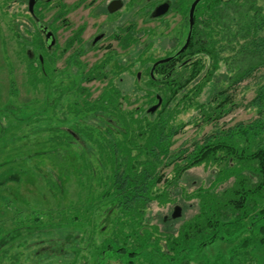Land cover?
<instances>
[{
	"label": "rangeland",
	"instance_id": "rangeland-1",
	"mask_svg": "<svg viewBox=\"0 0 264 264\" xmlns=\"http://www.w3.org/2000/svg\"><path fill=\"white\" fill-rule=\"evenodd\" d=\"M232 1L226 0L227 3ZM236 1L240 5L245 2ZM256 1L262 7L259 16L263 27L264 0ZM5 9L8 12L0 15V24L6 27L2 28L4 34H11L13 9L11 5ZM57 14L58 11L52 7L44 19L51 20L54 24L53 30L58 42L56 57L59 58L62 40L59 23L56 22ZM134 19L135 29L139 34L141 32L143 38L131 49V70L126 75L119 72L126 65L122 55L114 63L117 72L105 80L86 79L85 76L95 66V61L90 65L83 61V67L72 66L63 75V65L59 59H55L57 62L47 71L46 77L39 68L36 69V79L33 80L29 76V67L32 69L33 63L38 62L40 50L33 48L29 42L32 28H20V63L17 75L13 77L17 94L12 96V77L7 75L6 65L0 58V214L6 222V231L17 228L9 222V218L18 216L22 220L21 228L16 231V238L5 247H10L21 255L20 264H127L126 256L115 251H107L103 254L104 257L102 255L104 243L112 238V223L124 217L126 212L116 208L117 204L110 200L112 193L109 190L114 173L110 150L100 154L96 143L99 141L104 146L103 141L119 143L123 141L125 131L133 134V128L137 126L126 130L123 123L111 113L102 117L100 110L91 111L90 108L105 93L107 85L113 84L124 97L119 104L128 121L132 114L135 118L146 119V123L157 119V113L154 116L146 115V111L157 105L151 104L150 97L144 95L149 90L146 76L152 66L150 62L170 54L176 37L179 38L177 49L180 48L188 34L184 20L180 22L179 28H163L159 22H149L148 18L133 17ZM139 19L142 21L139 22ZM259 26L258 22L257 27L260 28ZM260 34L264 36V31ZM8 41L11 47L10 37ZM146 43L150 45L146 51L150 62L141 66L139 53ZM28 51L35 53L34 59L29 58ZM218 56L221 60L220 67L201 92L195 96V90L202 83L206 70L178 93L179 97L169 106L171 110L179 107L180 112L170 121V125L184 126L173 138L174 152H192L195 144L202 143L205 138L214 136V140H217V133L223 135L239 124H250L259 117L250 103L256 96L259 84L264 81L262 73H256L237 87L229 89L230 82L237 73L235 65L239 62L233 59L230 50H225ZM141 69L147 73L139 82L137 74ZM120 76L124 78L123 81ZM226 89H229L227 94L231 96L233 106L230 113L218 122L205 124L202 109L192 107L185 110L184 106L179 105L183 96L191 94L195 98V105L214 108L222 100L217 95ZM114 120L117 126H114ZM74 135L77 137L72 138ZM250 141L249 145H253L252 151L255 152L257 147H264V134L255 140L251 138ZM138 153L134 150L135 155ZM118 159L121 161L122 157L119 156ZM224 159L222 163L212 162L188 170L180 178L176 189L171 188L169 191L167 202L161 204L153 201L149 204L143 217V226L157 227L158 232L141 249V255L135 257L132 264H169L166 258L160 257L161 253H166L167 236H177L182 225L200 213L201 203L207 199L206 196L216 194L217 198H221L236 186L233 164L229 163V158ZM172 170V167H167L162 169V173L166 178L172 179ZM12 175L17 180L10 178ZM227 176L229 177L225 180L220 179ZM166 185L162 182L157 186L158 194L165 190ZM16 207L21 214L15 213ZM176 208H180L181 216L174 219ZM76 217L79 218L78 221L75 220ZM250 218L251 213L246 217L247 220L237 222L240 225L238 231L230 228L232 232L227 233L224 229V239H217L201 250L194 248L192 256H187L186 259L184 254L175 255V261L170 264H183L187 260L188 264H264V243L260 241L264 238V233L260 231L264 222L254 226ZM234 220L235 217L225 223ZM120 227L125 229L124 232L139 229L137 224H132L131 228ZM130 238L131 241H136L137 235L134 233ZM158 240L160 243L156 246ZM157 248L160 254L157 253Z\"/></svg>",
	"mask_w": 264,
	"mask_h": 264
},
{
	"label": "trees",
	"instance_id": "trees-1",
	"mask_svg": "<svg viewBox=\"0 0 264 264\" xmlns=\"http://www.w3.org/2000/svg\"><path fill=\"white\" fill-rule=\"evenodd\" d=\"M244 1V5H240L236 0L232 3H227L226 0H205L200 5L192 40L181 55L182 58L189 56L190 60L179 65L174 75L155 81L148 78L146 85L149 91L155 89L164 92V95L159 97L145 96L150 97L151 104H158L159 98L162 99L159 111L155 112L158 115L157 119L146 123V119L135 118L132 114L128 121L123 116L119 104L120 99L124 97L113 84L106 88L105 93L90 108L91 111L100 110L103 113L102 117L111 113L115 119L123 123L126 130L137 126L133 128L135 129L133 134L125 131L124 139L119 143L103 141L105 146L99 141L96 143L100 154L110 150V162L114 172L109 190V193H112L110 200L117 204L116 208L126 212L124 217L112 223L110 232L112 238L104 243L102 255L107 251H115L126 256L127 264H132L133 259L141 255V249L145 248L158 232L157 227L143 226V217L149 204L153 201H159L161 204L167 202L169 191L171 188L176 189L180 178L188 170L212 162L222 163L224 158H229V163L233 164V174L236 173L237 178L236 186L224 193L221 198H217L216 194L206 196L207 199L201 203L200 213L186 221L177 236H167L166 253L160 254L158 248L157 253L170 264L175 261V255L184 254L186 259L187 256H192L194 248L201 250L217 239H224L225 230L227 233H231V229L238 231L240 225L237 222L241 219L247 220L246 217L250 213L252 225L264 222V147H257L254 152L253 145L251 147L249 145L251 138L255 140L264 134V81L259 84L256 96L250 103L259 114L254 122L239 124L237 128L230 129L223 135L217 133L215 136L217 140H214V136H209L202 143H196L192 152L172 150L173 138L184 126L170 125V121L172 122L180 112L179 107L171 110L169 106L179 97L178 93L206 70L202 83L195 90V96L201 92L220 67L219 53L230 50L233 59L239 62L235 65L237 73L231 80L229 89L237 87L256 73H262L264 77V36H260L264 26H261L263 22L259 16L262 7L256 0ZM258 22L260 28L257 27ZM165 67L166 65L159 66L156 75H163L164 72L161 70ZM229 89L219 92L217 96L222 100L214 108L195 105V98L193 99L191 94L183 96L179 105L184 106L185 110L192 107L202 109L205 124L218 122L230 113L233 106L231 96L227 94ZM155 114L146 111V115ZM112 122L117 126L116 120ZM239 145L243 147L240 148ZM134 150L139 153L135 155ZM119 156L122 157L121 161L118 159ZM167 167L173 168L172 179L166 178L162 173V169ZM229 176L220 179L225 180ZM162 182L167 185L165 190L158 194L157 186ZM233 217H235L233 222L225 223ZM75 220L78 221L79 218L76 217ZM136 220L139 222L136 223ZM132 224L139 225L138 230H133L137 235L136 241H131L133 232H124L125 229L120 227L131 228ZM118 227L120 228L117 231ZM260 231L264 233V225L260 227ZM260 241L264 243V238ZM159 243L158 240L156 246ZM187 261L183 264H188Z\"/></svg>",
	"mask_w": 264,
	"mask_h": 264
},
{
	"label": "flooded vegetation",
	"instance_id": "flooded-vegetation-1",
	"mask_svg": "<svg viewBox=\"0 0 264 264\" xmlns=\"http://www.w3.org/2000/svg\"><path fill=\"white\" fill-rule=\"evenodd\" d=\"M196 0H0V15L7 13L10 5L12 7V31L4 34L0 24V58L4 62L7 69V75L12 77L11 94H17L14 75H17L19 66L20 54V28H32L29 38L33 48L40 50L37 56L38 62L33 63V67H29V76L36 79L35 71L40 69L44 77L48 75L47 71L59 59L63 65L62 73L72 66L78 68L83 67V61L89 65L95 61V66L88 70L86 74L87 80H105L117 71L114 69L116 58L124 55V67L119 70L123 75L129 74L131 70V49L139 43L143 35L135 29V18H148L149 22H159L163 28H179V24L184 20L187 24L188 34L190 25V9ZM205 2L202 0L195 9L194 25L196 23L197 10ZM12 3V4H10ZM31 4H33L31 6ZM54 5V6H53ZM52 7L58 11V22L61 34L62 43L60 45L58 57V42L56 33L53 30L54 24L51 20L46 21L44 17L51 12ZM142 19H139V22ZM8 27V26H7ZM187 34V37H188ZM193 35V32H192ZM12 40V46L8 45V39ZM186 37V40H187ZM178 37L175 38V43L171 48L170 54L165 58H173L170 62L161 65H166L161 71L163 75H156L154 70L153 76L151 70L154 64L163 59H158L150 62V57H146V51L150 45L145 44L143 50L139 53L140 65H145L147 62L152 63V66L146 76L152 80L164 79L171 74H176L179 65L185 64L190 60L177 56V53L186 43L177 49L179 46ZM192 40V37H191ZM191 42V41H190ZM188 48V47H187ZM10 50V51H9ZM33 51V50H32ZM44 52L45 56L42 55ZM11 52V53H10ZM11 54V56H9ZM53 54V55H52ZM28 56L31 59L35 58V53L28 51ZM85 59V60H84ZM92 61V63H89ZM48 68H47V67ZM147 73V72H146ZM145 70L141 69L137 74V80L141 82ZM114 78V75L113 77ZM124 78L120 76V80ZM109 86V84L107 85ZM145 96H162L164 92L155 89L145 91ZM10 178L14 180L15 175ZM14 182V181H13ZM12 209V207H8ZM17 213L21 214L16 207ZM16 214V215H17ZM1 217V214H0ZM4 219V218H3ZM0 218V264H20L21 255L17 251H13L10 247L5 248L16 238V231L21 228L20 218H9V222L17 228L6 231V222ZM89 264V263H87ZM97 264H99L97 262Z\"/></svg>",
	"mask_w": 264,
	"mask_h": 264
},
{
	"label": "water",
	"instance_id": "water-1",
	"mask_svg": "<svg viewBox=\"0 0 264 264\" xmlns=\"http://www.w3.org/2000/svg\"><path fill=\"white\" fill-rule=\"evenodd\" d=\"M202 0H196L192 6H191V9H190V25H189V34H188V37H187V40H186V43L184 44V46L180 49V51L177 53V56L178 55H181L186 49L187 47L189 46L190 44V41H191V37H192V32H193V28H194V14H195V9L197 7V5L201 2ZM33 4H31L32 6ZM173 58H167V59H163V60H160L158 61L156 64H154V66L152 67V70H151V75L153 76V73H154V70L156 69L157 66L161 65V64H164V63H168L172 60ZM162 104V99L159 98V102L157 105L153 106L152 108H150L148 110V112L150 114H154L158 108L161 106ZM181 216V210L180 208H176L175 209V212H174V215H173V218L174 219H177Z\"/></svg>",
	"mask_w": 264,
	"mask_h": 264
}]
</instances>
